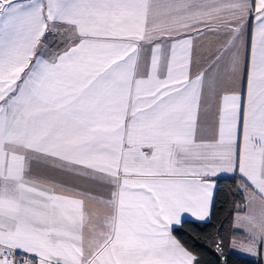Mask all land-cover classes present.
I'll return each mask as SVG.
<instances>
[{
  "label": "snow or ice",
  "instance_id": "obj_1",
  "mask_svg": "<svg viewBox=\"0 0 264 264\" xmlns=\"http://www.w3.org/2000/svg\"><path fill=\"white\" fill-rule=\"evenodd\" d=\"M228 180L264 264V0H0V264H201Z\"/></svg>",
  "mask_w": 264,
  "mask_h": 264
},
{
  "label": "trees",
  "instance_id": "obj_2",
  "mask_svg": "<svg viewBox=\"0 0 264 264\" xmlns=\"http://www.w3.org/2000/svg\"><path fill=\"white\" fill-rule=\"evenodd\" d=\"M237 203H243V199L242 193L236 189L235 182L233 180L223 182L217 193L211 218L202 223H193L189 220L174 233L199 255L201 264H218V257L214 251L217 237L224 240L228 264H254V259L237 255L229 247L231 237L243 236L232 229V216Z\"/></svg>",
  "mask_w": 264,
  "mask_h": 264
},
{
  "label": "crops",
  "instance_id": "obj_3",
  "mask_svg": "<svg viewBox=\"0 0 264 264\" xmlns=\"http://www.w3.org/2000/svg\"><path fill=\"white\" fill-rule=\"evenodd\" d=\"M189 220H190V219H189ZM232 251H233L235 254L240 255V256H242V257H246V258L254 259V260H255L254 257H251V256L247 255L246 253H243V252L239 251L238 249H232Z\"/></svg>",
  "mask_w": 264,
  "mask_h": 264
}]
</instances>
